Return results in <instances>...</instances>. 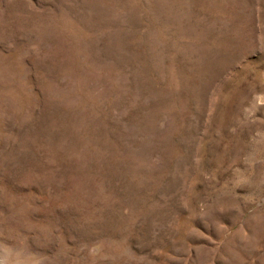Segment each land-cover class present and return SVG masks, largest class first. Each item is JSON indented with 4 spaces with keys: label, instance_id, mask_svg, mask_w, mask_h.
Here are the masks:
<instances>
[{
    "label": "rangeland",
    "instance_id": "1",
    "mask_svg": "<svg viewBox=\"0 0 264 264\" xmlns=\"http://www.w3.org/2000/svg\"><path fill=\"white\" fill-rule=\"evenodd\" d=\"M0 264H264V0H0Z\"/></svg>",
    "mask_w": 264,
    "mask_h": 264
}]
</instances>
